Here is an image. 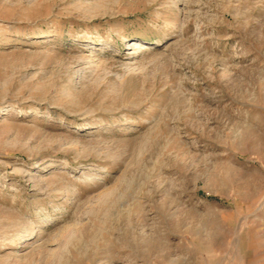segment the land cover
<instances>
[{
    "label": "rangeland",
    "instance_id": "1",
    "mask_svg": "<svg viewBox=\"0 0 264 264\" xmlns=\"http://www.w3.org/2000/svg\"><path fill=\"white\" fill-rule=\"evenodd\" d=\"M0 264H264V0H0Z\"/></svg>",
    "mask_w": 264,
    "mask_h": 264
}]
</instances>
